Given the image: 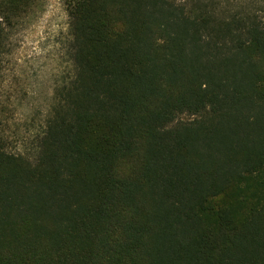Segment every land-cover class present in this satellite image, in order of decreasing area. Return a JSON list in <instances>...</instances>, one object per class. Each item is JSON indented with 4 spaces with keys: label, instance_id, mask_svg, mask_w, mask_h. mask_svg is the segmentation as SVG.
Instances as JSON below:
<instances>
[{
    "label": "trees",
    "instance_id": "1",
    "mask_svg": "<svg viewBox=\"0 0 264 264\" xmlns=\"http://www.w3.org/2000/svg\"><path fill=\"white\" fill-rule=\"evenodd\" d=\"M38 1L0 0V84ZM63 3L22 149L0 95V264H264V0Z\"/></svg>",
    "mask_w": 264,
    "mask_h": 264
},
{
    "label": "rangeland",
    "instance_id": "2",
    "mask_svg": "<svg viewBox=\"0 0 264 264\" xmlns=\"http://www.w3.org/2000/svg\"><path fill=\"white\" fill-rule=\"evenodd\" d=\"M8 33L0 95L7 106L12 146L22 149L30 131L48 114L56 81L68 65L63 0H39Z\"/></svg>",
    "mask_w": 264,
    "mask_h": 264
}]
</instances>
